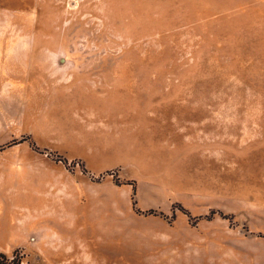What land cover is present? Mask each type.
I'll return each instance as SVG.
<instances>
[{"label": "rangeland", "instance_id": "374dc122", "mask_svg": "<svg viewBox=\"0 0 264 264\" xmlns=\"http://www.w3.org/2000/svg\"><path fill=\"white\" fill-rule=\"evenodd\" d=\"M77 174L82 218L65 208ZM15 250L264 264V0H0V251Z\"/></svg>", "mask_w": 264, "mask_h": 264}, {"label": "crops", "instance_id": "0c3cea01", "mask_svg": "<svg viewBox=\"0 0 264 264\" xmlns=\"http://www.w3.org/2000/svg\"><path fill=\"white\" fill-rule=\"evenodd\" d=\"M73 180L75 189L70 191L68 194L66 193V209H73L77 214V218H82L83 214L82 211L86 210V206L89 205V193L86 190V187L83 185V179L80 175H73L70 176ZM77 177L75 180L74 178ZM88 198V199H87ZM69 201V202H68ZM76 218V217H75ZM78 221V219L76 220ZM75 222V220H74Z\"/></svg>", "mask_w": 264, "mask_h": 264}, {"label": "trees", "instance_id": "16d2710c", "mask_svg": "<svg viewBox=\"0 0 264 264\" xmlns=\"http://www.w3.org/2000/svg\"><path fill=\"white\" fill-rule=\"evenodd\" d=\"M24 255L19 250H15L12 254L0 251V264H22Z\"/></svg>", "mask_w": 264, "mask_h": 264}]
</instances>
